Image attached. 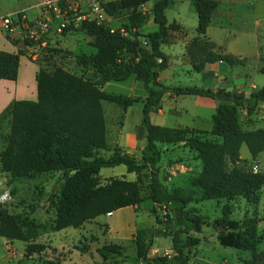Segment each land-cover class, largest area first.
I'll use <instances>...</instances> for the list:
<instances>
[{
    "label": "trees",
    "instance_id": "16d2710c",
    "mask_svg": "<svg viewBox=\"0 0 264 264\" xmlns=\"http://www.w3.org/2000/svg\"><path fill=\"white\" fill-rule=\"evenodd\" d=\"M156 1L154 22L156 31L140 33L149 18L138 10L143 4ZM175 0H113L105 3V8L113 15L123 10H131L125 29L128 35L111 32L110 27L89 23L71 31H85L93 38L96 52L90 57L78 58L83 69L89 66L98 71L95 78L78 75L54 60L46 57L39 63L36 74L37 99L17 100L6 115L10 114V132L6 144L0 151L2 171L12 177H35L39 174L60 172L64 185L50 196V206L55 208L54 231L67 227H80L102 215L111 214L128 206H138L145 198L141 190L142 171L154 169L161 160V144L183 143L197 153L203 161L201 175L193 181L201 188L205 199H233L242 196L255 203L260 201L259 191L264 186V173L243 170L239 167L227 168V160L240 156L242 145L246 144L252 158L264 152V128L244 130L239 119V110L253 114L264 102V86L250 92L214 91L212 88L166 85L159 78L160 71L168 66V55L162 45L168 37L170 24L166 9ZM198 12L197 37L189 47V53L196 71L200 72L208 64L225 62L234 67L242 59L229 52H216L215 44L206 37L218 0H193ZM133 31V29H135ZM55 53L60 49L50 48ZM54 53V54H55ZM23 54L0 49V79L17 80ZM89 62V63H88ZM84 71V70H83ZM131 76L142 81L147 96L143 101L142 127L146 132L143 161L122 149L113 155L101 152L108 146L107 125L103 101L121 103L122 99L104 90L109 81H125ZM202 96L222 102L212 116L210 133L216 139H204L194 129L168 127L153 123L152 113L162 107L163 97ZM139 99L124 101L131 106ZM5 115V116H6ZM124 165L128 173L136 175L135 180L112 177L106 184L101 183L103 168ZM160 170V169H158ZM162 178L156 176L150 185L151 198L155 202L162 199L175 205V225L170 234L176 254L172 258L149 256L150 239L166 236L155 229L140 228L136 231L135 257L123 255L115 243L98 249L104 262L122 264L126 261L146 264H188L184 253L198 244V240L183 239L190 231H200L203 222L187 211L189 198L178 190L168 194ZM221 225L226 228L219 235V243L237 250L253 253L245 259V264H264V250L257 252L259 243L257 217L245 214L242 220L230 218L232 210L225 205ZM33 221L11 213L7 207L0 209V235L8 240L28 241L29 226ZM149 234L150 239H147ZM46 246L30 243L27 254L42 252ZM42 264H58L46 260Z\"/></svg>",
    "mask_w": 264,
    "mask_h": 264
},
{
    "label": "rangeland",
    "instance_id": "374dc122",
    "mask_svg": "<svg viewBox=\"0 0 264 264\" xmlns=\"http://www.w3.org/2000/svg\"><path fill=\"white\" fill-rule=\"evenodd\" d=\"M113 1V0H106ZM193 0H175L166 9L170 24L168 37L162 45L163 51L168 55V66L160 71L159 78L170 86H209L214 91L250 92L252 88L264 86V0H218L219 6L214 13L206 37L215 44L214 51L229 52L242 59L234 67L227 66L230 74L221 75L210 83L209 77L196 71L192 62L189 47L197 37L198 12ZM10 0H0V15L6 14V7ZM153 8V7H151ZM142 14L141 7L138 8ZM148 23L140 33L157 30L158 25L148 11H145ZM131 10H123L119 15H114L115 21L111 24L116 28H123L128 21ZM133 29V31H135ZM64 36V47L61 46L55 53L57 61L78 75H87L95 78L98 71L90 64L83 69L77 61L79 57H90L96 52L92 46L93 38L85 31H71ZM24 57V58H23ZM29 63L37 70L38 64L22 56V65ZM89 63V62H88ZM211 67V66H209ZM84 70V71H83ZM217 70L221 71L217 66ZM28 71L22 74V79L28 80ZM22 80V81H23ZM31 85L30 81L28 83ZM104 90L122 99L121 103L103 101L105 110L108 146L102 150L104 156L113 155L121 149L118 140L123 145L136 142L138 145L133 155L139 162L143 161L144 149L140 146L146 144V132L142 127L143 103L136 102L131 107L124 101L131 99L145 100L146 91L142 81H135L134 76L125 81H109ZM196 96H179L174 107L165 113L164 117L155 114L153 120L168 127H185L194 129L204 139H216L211 135L212 116L216 108L196 107ZM219 105L222 100L216 99ZM173 107V108H174ZM158 112V110L156 111ZM201 117L198 120L196 115ZM239 119L244 130L264 128V102L257 110L248 115L245 109L239 110ZM196 127V128H191ZM8 125L0 130L1 145H5L9 136ZM161 160L154 169H144L141 176V190L145 200L135 207L119 209L111 214L102 215L82 226L67 227L54 231L53 221L56 210L50 206V196L59 192L63 185V175L60 172L39 174L35 177H12L7 175L5 189L12 192V200L6 204L8 210L23 219L33 221L30 225L28 241L14 240L7 244L2 243L0 237V264H42L46 260L58 264H111L104 262L98 249L106 244L115 243L120 247L125 256L135 257L137 247L132 237L137 229H155L166 233V236H154L150 239L151 247L149 256L172 258L176 254L172 242V234L176 229L175 205L166 199L155 202L149 198L150 185L154 177L163 178L168 194L178 190L189 198L187 211L190 215L197 216L203 222L200 231H190L183 235L184 240H198V244L190 249H185L188 264H245V259L252 258L253 253L247 250H237L219 243V235L226 228L222 226L224 217L223 209L229 205L232 213L230 218L242 220L245 214L257 217L259 220L257 252L264 250V186L259 191L260 201L255 203L239 196L233 199H205L200 187L193 181L203 171V161L197 153L191 151L183 143L161 144ZM239 167L243 170H257L264 173V152L253 159L247 145H242L240 156L227 160V168ZM160 169V170H158ZM161 171H163L161 175ZM161 175V176H160ZM112 177H125L135 180L133 173H128L124 165L103 168L100 181L106 184ZM136 236V235H135ZM30 243H41L46 246L42 252L27 254L26 248ZM122 264H146L126 261Z\"/></svg>",
    "mask_w": 264,
    "mask_h": 264
},
{
    "label": "built area",
    "instance_id": "2783aa9c",
    "mask_svg": "<svg viewBox=\"0 0 264 264\" xmlns=\"http://www.w3.org/2000/svg\"><path fill=\"white\" fill-rule=\"evenodd\" d=\"M106 0H40L38 13L30 16L27 10L0 15V31L16 47L17 52L39 63H44L46 57L55 56L50 48H55V39L63 36L66 29L74 30L89 23L108 26L111 32H119L126 36L123 28L113 27L111 22L115 17L106 8ZM154 15V9L141 6ZM254 172H257L255 170ZM12 192L5 189L0 193V209L12 200Z\"/></svg>",
    "mask_w": 264,
    "mask_h": 264
},
{
    "label": "crops",
    "instance_id": "0c3cea01",
    "mask_svg": "<svg viewBox=\"0 0 264 264\" xmlns=\"http://www.w3.org/2000/svg\"><path fill=\"white\" fill-rule=\"evenodd\" d=\"M39 2H40V0H10V4L6 7L5 11L7 13H16V12L21 11V10H27V12L30 16H35L38 13V7L37 6H38ZM155 2L156 1H150V2L146 3V6L153 7V9H154ZM153 17H152V19H153ZM144 28H145V26L143 28H141V30H143ZM151 31H156V30H151ZM143 32L148 33L145 31H143ZM66 38H68V36L63 35V36L57 37L55 39V43L57 44V46H61L65 50L72 51V50L63 46V44L66 41ZM0 49L7 50L10 52H17L16 47L6 38V36L1 31H0ZM57 57H55V58L57 59ZM209 66H211V67H209ZM217 66L220 67L221 71L217 70ZM227 66H228V64L223 62V61L215 63V64H208L205 67V69L202 70L200 73L203 74V80H204V77H209L211 79L210 83H214L215 78L220 77L221 75H225V74L229 75L230 74V72L227 69ZM24 69H25V71H28V73H29L28 75H30V77H28V80L30 81L31 85L28 84L29 81H27L26 79H24V80L22 79V77H23L22 74L24 72ZM37 71L38 70L34 66L30 65L29 63H25V65L23 66L22 65V58H21L19 76H18L17 80L12 81V80L0 79V130L2 129L3 124H4V126L8 125L9 131H10L11 116H10V114H8V115H6V114L11 109L12 104L15 101L23 100V99H31V100L37 99V95H38L37 82H36ZM134 80L139 82V80H137L135 78V76H134ZM105 85H104V88H105ZM143 86H144V84H143ZM204 88H210V87L207 86ZM145 94L147 96V92ZM195 98H196L195 99L196 100V107L197 106L198 107H206L207 106V108L208 107H211V108L218 107V104L216 103V101H217L216 99H212V98H208V97H202V96H196ZM176 99H177V97H171L169 94H166L163 97L162 107L158 110V112H153L151 115L153 123H155L157 125L164 126V125L160 124L159 122H155L153 120V116L155 114H158V115L164 117L166 112L171 111V110H176V107H174ZM143 101H144V99L141 101H138V102L143 103ZM143 106H144V104H143ZM196 117L198 120H201L200 116L196 115ZM191 128H196V127H191ZM1 142L2 141H1V134H0V151L3 149V145H1L2 144ZM118 142H119L121 149L124 152H127L131 155L135 154L134 151L136 150V148L138 146L135 141L131 142V145L128 143V138H127V143H125V145H123L121 140H118ZM145 145L146 144H142V146H140V149L143 150ZM6 180H7V175L2 171L1 163H0V193L2 192L1 190L5 188ZM128 207H133L135 209V206H128ZM128 207H125V208H128ZM135 235H136V232L133 233L132 237H135ZM0 237H2V236L0 235ZM2 238H3V241H1L2 243L7 244L9 242H12L11 240H8L5 237H2ZM0 240H2V239H0Z\"/></svg>",
    "mask_w": 264,
    "mask_h": 264
},
{
    "label": "water",
    "instance_id": "95a60500",
    "mask_svg": "<svg viewBox=\"0 0 264 264\" xmlns=\"http://www.w3.org/2000/svg\"><path fill=\"white\" fill-rule=\"evenodd\" d=\"M162 173H163V171H161V175H162ZM161 175H160V176H161ZM161 178H162V177H161ZM162 181H164L163 178H162Z\"/></svg>",
    "mask_w": 264,
    "mask_h": 264
}]
</instances>
